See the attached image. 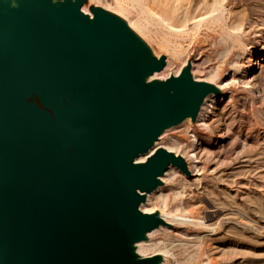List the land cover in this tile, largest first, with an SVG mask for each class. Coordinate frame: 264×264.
<instances>
[{
	"label": "water",
	"instance_id": "water-1",
	"mask_svg": "<svg viewBox=\"0 0 264 264\" xmlns=\"http://www.w3.org/2000/svg\"><path fill=\"white\" fill-rule=\"evenodd\" d=\"M84 0H0V264H155L129 245L163 223L140 207L170 165L146 155L213 91Z\"/></svg>",
	"mask_w": 264,
	"mask_h": 264
},
{
	"label": "rangeland",
	"instance_id": "rangeland-1",
	"mask_svg": "<svg viewBox=\"0 0 264 264\" xmlns=\"http://www.w3.org/2000/svg\"><path fill=\"white\" fill-rule=\"evenodd\" d=\"M83 4L121 11L142 26L148 52L171 61L162 80L188 69L197 80L213 82L201 117L199 109L194 121L173 126L157 141L185 155L188 169H177L160 186L167 209L177 206L180 192L188 207L203 208L209 227L198 239L183 229L192 227L161 226L148 243L164 250L163 264H264V0ZM159 196H151L156 210Z\"/></svg>",
	"mask_w": 264,
	"mask_h": 264
},
{
	"label": "bare ground",
	"instance_id": "bare-ground-1",
	"mask_svg": "<svg viewBox=\"0 0 264 264\" xmlns=\"http://www.w3.org/2000/svg\"><path fill=\"white\" fill-rule=\"evenodd\" d=\"M74 1H76V0H74ZM84 5H86V4H83L81 6L82 12H84L91 19H93L94 18V14H93L92 10L87 9V7L84 6ZM209 7H210V4H209ZM94 8L101 9V10L105 11L106 13H108L110 16L112 15V16L116 17L123 25H125L127 27V29L130 30V32L133 34V36L135 37V39L137 41H139V43L142 46H144V47H146V45L147 46H150L145 40H142L145 37V33H143V31L141 29L142 26H139L132 19H128V21H127L124 18L125 15H123V13L121 11H114L113 10V12H112L107 7L104 6L103 7L104 9H103L102 6H98V5H96ZM206 8H204V9H206ZM200 9H202V6H201ZM207 10H206V12H208ZM200 12H201V10H200ZM204 13L205 12H203V14ZM174 16H175V14L173 15V17ZM218 18H219V14H218ZM220 19H222V17ZM173 20H175V18H173ZM173 26H175V25L173 24ZM228 27H229V25H228ZM149 53H150V56H154V57L160 58L159 56L154 55V51H153V53L152 52H149ZM170 67H171V61H170V59L167 60V58H166L165 66L162 69V71L155 72L153 75H147L145 78H143L142 83L143 84H146V83L147 84H150V83H153V82H160V80H162L160 76H162L166 72H168V70L170 69ZM181 73L182 72H180V73L178 72L177 75L170 76V78L171 77H178ZM189 76L192 79V81L204 82V83H207V84L213 83V82H206V81L197 80L196 77H194L195 75L193 76V74H192L191 71L189 73ZM163 81L164 80H162V82ZM162 82H160V83H162ZM217 86H219V85H217ZM219 88H220V86H219ZM213 95H214V92L212 91L210 94H208L207 96H205L200 101V104H201L200 111L201 112L199 111L200 114L198 113L199 117H201L202 111L204 109H206V106L208 105L207 103H209L211 101V99L213 98ZM198 115H197V117H198ZM202 117H203V115H202ZM189 120L194 121L191 115H187L186 117H184L181 120V122L179 123V125H181V124H184L185 125V124L189 123ZM171 128H173V126L168 127L167 129L164 130V132L166 130L171 129ZM159 141H160V139H159ZM158 142H155L154 143L153 147L148 151V153L146 155L140 156L139 159H138V161L144 162L156 150H158V149H164V148L167 151H169L171 153H174L176 156H178V157L181 156L183 159H185V155H182L181 153H178V151L177 150H174L173 147H169V146H167V147L166 146H158L159 145ZM189 158L191 160H193V161L196 160L195 155H193V154ZM177 169H178L177 167H175L173 165H170L169 168H167V171L165 172V174L162 175L159 178L160 183L157 185L156 189L154 191L150 192L149 194H147V193H143L142 194L144 196V201L140 202L141 203L140 204L141 210L145 214H149L150 213V214H154V215L158 216L159 218H161L163 220V223L160 224L155 229H153L152 231H150V233H142L141 234L142 236H141V239L140 240L134 241V243H132V244L129 245L130 252H132L135 255V258L136 259H140V258H151L152 257L154 259V263L155 264H163L164 263L163 256L161 255L162 254V251H164V250H162L161 248H159L158 245H156L153 242L150 243V244L148 243V239L150 238V236H152V234H155L161 226L166 227V226H171V225L172 226H174V225H180L181 227L182 226L192 227V230H189V228H183V229L185 231H190L191 234L193 236L196 235V238H198V239L200 238V236L202 234H204V231L201 230V229H206L207 227H209L207 225V221H209V219L206 217L207 215L206 216L204 215V212L205 211L203 210V208L201 207V208L191 209L190 207H188L191 202H187V203L186 202H183L184 199L182 200V197H180L181 196V193L180 192L174 194V195H176L174 197L176 199H178L177 206L174 207L173 209H170V208L167 209V202H166V199L164 198V196H162L163 189H161L160 186L163 184V182H165L167 179H169L171 177L172 173L174 174L175 171L177 172L178 171ZM195 185L197 186V185H199V183H197ZM155 195H160L159 196L160 197L159 202L161 203V206H160V209L159 210L158 209L156 210L155 207H154V205H153V201H152L153 198L152 197L155 196ZM182 196H183V193H182ZM146 197H147V199H146ZM174 197H173V200H174ZM207 213H212L213 214L212 211L207 212ZM140 253H152V255L151 256H142V255H140ZM209 261H211V260L209 259Z\"/></svg>",
	"mask_w": 264,
	"mask_h": 264
}]
</instances>
